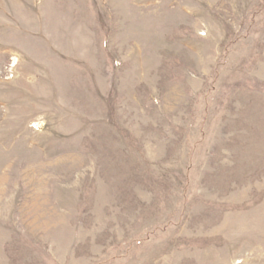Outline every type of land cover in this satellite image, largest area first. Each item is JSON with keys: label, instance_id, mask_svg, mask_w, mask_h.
Listing matches in <instances>:
<instances>
[{"label": "rangeland", "instance_id": "obj_1", "mask_svg": "<svg viewBox=\"0 0 264 264\" xmlns=\"http://www.w3.org/2000/svg\"><path fill=\"white\" fill-rule=\"evenodd\" d=\"M0 264H264V0H0Z\"/></svg>", "mask_w": 264, "mask_h": 264}]
</instances>
